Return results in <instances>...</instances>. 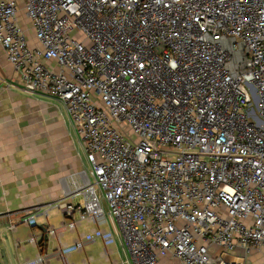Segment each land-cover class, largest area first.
Listing matches in <instances>:
<instances>
[{
    "label": "built area",
    "instance_id": "obj_1",
    "mask_svg": "<svg viewBox=\"0 0 264 264\" xmlns=\"http://www.w3.org/2000/svg\"><path fill=\"white\" fill-rule=\"evenodd\" d=\"M0 45L24 92L65 105L89 162L66 193L82 201L45 215L101 225L106 201L132 264H264V0H0ZM47 236L63 264L82 247Z\"/></svg>",
    "mask_w": 264,
    "mask_h": 264
},
{
    "label": "crops",
    "instance_id": "obj_2",
    "mask_svg": "<svg viewBox=\"0 0 264 264\" xmlns=\"http://www.w3.org/2000/svg\"><path fill=\"white\" fill-rule=\"evenodd\" d=\"M61 104L65 107L48 95L24 92L19 74L0 45V264H21L38 254L44 261L37 264H63L59 239L47 236L50 226L57 229L62 242L82 243L81 249L68 255V264H132L108 211L104 224L82 220L73 228L69 223L78 219V211L68 214L53 208L48 215L43 213L46 206L62 198L82 201L80 193L66 195L84 175L85 161L74 129L80 142L81 135L61 111ZM31 214L36 215L35 226L25 222ZM99 226L113 231L112 244L99 237L86 239ZM32 233L37 243L28 240ZM163 264L178 261L164 258Z\"/></svg>",
    "mask_w": 264,
    "mask_h": 264
},
{
    "label": "rangeland",
    "instance_id": "obj_3",
    "mask_svg": "<svg viewBox=\"0 0 264 264\" xmlns=\"http://www.w3.org/2000/svg\"><path fill=\"white\" fill-rule=\"evenodd\" d=\"M21 19H22V22H23L25 28H26L27 31H28V35H29V37L31 38V37H32V32H31L30 29H29V23L26 21V19L24 18L23 15L21 16ZM74 37H76V38H78V39H85V36H84V34L82 33L81 30H78V31L75 33V36H74ZM61 105H62V104H61ZM60 108H61V111L65 114V116H66L67 119H68V114H67V112H66L65 107L62 105ZM68 120H69V119H68ZM70 126L73 127L72 124H70ZM73 129H74V128H73ZM74 135H75V138H76L77 146H78V148H79V150H80V154H81L82 158H83L84 161H85V168H84V169H85L87 172H89V170H90V166H89V162H88V160H87L86 152H85V150H84V148H83V146H82V144H81V142H80V140H79L78 134L76 133V130H75V129H74ZM89 176H90V174H89ZM90 177H91V176H90ZM103 205H104V208H105L106 213H107V211H108V206H107L106 201L103 202ZM252 261H253V263H255V264L257 263L256 260H255V257H252Z\"/></svg>",
    "mask_w": 264,
    "mask_h": 264
},
{
    "label": "bare ground",
    "instance_id": "obj_4",
    "mask_svg": "<svg viewBox=\"0 0 264 264\" xmlns=\"http://www.w3.org/2000/svg\"><path fill=\"white\" fill-rule=\"evenodd\" d=\"M84 174V173H83Z\"/></svg>",
    "mask_w": 264,
    "mask_h": 264
}]
</instances>
